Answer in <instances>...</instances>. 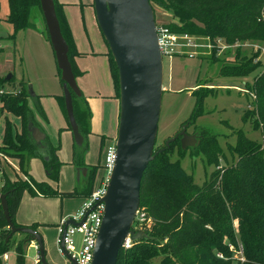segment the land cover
I'll return each mask as SVG.
<instances>
[{"label": "trees", "instance_id": "trees-1", "mask_svg": "<svg viewBox=\"0 0 264 264\" xmlns=\"http://www.w3.org/2000/svg\"><path fill=\"white\" fill-rule=\"evenodd\" d=\"M53 2L76 78L81 72L73 59L82 54L74 47L61 5L56 0ZM149 3L152 8L157 6L171 13L177 20L164 25L170 31L206 37L213 49L216 39L223 40L228 46L250 41L264 43V0H149ZM7 4V22L12 28L10 38L14 39L20 31L36 27L31 17L35 8L40 10L39 0H7ZM45 35L48 39L46 30ZM108 57L119 99L118 73L109 49ZM210 60L212 64L221 62L215 55ZM253 61L251 57L238 60L235 64L221 62L219 75L243 77L262 67L253 83L246 85L245 95L250 101L242 120L250 122L254 129H260L264 134V62L255 64ZM58 73L60 75L59 70ZM12 80L13 76L9 81L0 78V89ZM18 91L17 94L0 95V116L6 111L20 123L19 131L13 134L12 125L6 119L0 145V152L15 159L26 178V181H11L4 169L0 176V192L6 195L9 216L16 228L22 227L16 224L14 216L24 192L45 198L80 197L84 200L91 196L97 171L102 168V163L101 166H91L85 162L89 149L90 112L82 94H72L74 119L84 139L81 146L73 144V164L75 169L86 168V174H80L75 188L64 193L52 189L45 182H36L29 174L30 160L40 159L47 177L54 181L58 180L62 163L47 137L40 145L32 139L30 124L39 126L28 107V100H38L32 97L29 87L22 86ZM214 91L215 88L192 91L196 102L186 121L189 125L194 126L196 120L204 115L203 102ZM57 100L66 116L64 98L57 97ZM37 106L39 108L38 103ZM194 129V146L182 149L178 137L168 148L162 147L164 151L147 165L141 180L138 209L151 222L150 230L146 231L148 237L132 240L129 249L121 250L116 264H264L263 145L247 138L241 130L236 131L235 144H228V151L237 160L230 163L209 129L196 125ZM104 140H101L100 155L103 154ZM176 146L179 159L171 161ZM186 153L192 157L201 156L209 166L214 167L202 185L195 184L192 176L182 169L180 159ZM221 161L225 165L221 166ZM29 228L37 231L38 226L33 224ZM29 240L25 234L11 233L0 205V255L14 250L16 264H24L26 254L23 246L31 242Z\"/></svg>", "mask_w": 264, "mask_h": 264}, {"label": "rangeland", "instance_id": "rangeland-1", "mask_svg": "<svg viewBox=\"0 0 264 264\" xmlns=\"http://www.w3.org/2000/svg\"><path fill=\"white\" fill-rule=\"evenodd\" d=\"M56 1L61 5V13L66 18L74 47L78 53L82 54L74 57L73 60L81 72V75L76 77V82L90 112L87 163L91 166H101V140L105 138L103 146L113 141L117 134L119 119V99L113 83L108 47L96 22L93 20L92 0ZM153 13L157 25H166L177 21L171 13L157 6L153 7ZM7 16V0H0V78H5L10 74L13 76V80L6 82L2 89L13 92L20 90L22 86L25 88L31 86L33 97H36L38 101L35 102L34 98L29 99L28 107L31 109L35 121L43 125L46 137L51 146L56 149L58 160L63 166L58 180L54 181L47 177L42 161L33 158L31 169L34 170V175L42 181L34 180L47 183L59 193L72 191L77 184V178H75V175L77 176V173H75L76 167L73 164L72 157L73 137L69 131L67 115L64 116L60 107L61 103L57 100V97H63L62 83L53 50L45 35L41 11L38 8L33 10L31 21L36 27L18 32L15 41L10 38L12 29L7 22ZM40 24L41 28L44 29L43 37L39 34L37 28ZM177 25L179 24L177 23ZM200 43L207 44L208 42L203 40ZM215 46L214 49L210 50H197L194 54L187 52L185 59H175L171 62V65L168 64L167 59L164 60L162 106L153 152L164 147L166 141L181 132L186 136L183 140L185 148L194 146L195 139L193 140L191 137L194 136L192 133L195 130V125L209 129L210 133L216 136L219 146L230 163L235 162L237 157L229 153L228 144H235V132L238 130H241L247 138L262 144L264 147V134L262 131L254 129L250 122L242 120L243 113L250 101L248 96L245 95L246 85L253 83L262 67L243 77H222L219 75L221 62L235 64L238 63V60L252 57L255 64L259 62L263 64L264 43L250 41L228 46L223 40L216 39ZM212 52L214 53L212 54ZM213 55L221 62L212 64L210 58ZM177 56L180 57V54H177ZM192 87H194L193 90L215 88V91L211 92L204 100L202 105L204 115L196 120L194 126L186 122L196 102V98L192 95ZM6 119L12 125L13 134L19 131V120L4 112L0 116V143ZM65 127L67 130L63 129ZM178 137L181 139L183 135L180 134ZM179 155V149L176 146L170 158L171 161L179 159ZM10 160L14 169L4 166L7 177L11 181L15 179L26 181L24 174L19 170L18 162L13 158H10ZM180 164L182 169L192 176L194 183L197 185H202L207 181L214 170V167L209 166L203 157H192L189 153H186L180 159ZM220 165H225V162L221 161ZM102 174L103 170L99 168L94 181V189L97 188L99 177ZM61 182L62 184L69 182V190H64L61 187ZM46 198L57 199L58 206L61 205L62 200L69 203V205L65 204L62 212L70 211V214H68L70 217L79 211L83 201L80 197ZM60 213L61 211L58 214L60 215ZM134 228H137V226L135 225ZM43 230H47V233L44 234ZM48 230L55 231L56 229L51 225L39 226V229H37L42 237L45 238L48 234V237L56 242L57 232L51 233ZM133 231L134 233L137 232ZM142 234H144V238L148 237L146 232H142ZM35 245V242H29L23 246L27 256L24 264H39ZM8 253V259L1 261L2 264H16L17 255L15 251L10 250ZM59 258L62 263L67 264V259L64 256Z\"/></svg>", "mask_w": 264, "mask_h": 264}, {"label": "water", "instance_id": "water-1", "mask_svg": "<svg viewBox=\"0 0 264 264\" xmlns=\"http://www.w3.org/2000/svg\"><path fill=\"white\" fill-rule=\"evenodd\" d=\"M98 28L108 46L118 73L119 119L116 136V160L103 198L104 212L97 235L91 264H116L125 238H144L142 232L131 231L140 203V186L147 165L156 155L168 148L182 132L165 142V147L153 152L163 94V66L157 45L155 18L149 0H92ZM40 11L48 41L60 71L66 115L74 144L81 146L84 139L73 115L72 94L80 96L76 78L68 59V46L56 16L53 0H39ZM44 32L43 27L41 28ZM12 78L5 77L6 81ZM29 131L37 145L45 139L44 133L30 124ZM191 139H195L192 136ZM86 168H77V182ZM0 205L11 233H22L35 242L38 263L48 264L43 238L29 227L16 228L11 222L6 195L0 192ZM69 225L63 227V234ZM62 234V235H63ZM28 242H26L27 245ZM60 251L71 264L74 260Z\"/></svg>", "mask_w": 264, "mask_h": 264}, {"label": "built area", "instance_id": "built-area-1", "mask_svg": "<svg viewBox=\"0 0 264 264\" xmlns=\"http://www.w3.org/2000/svg\"><path fill=\"white\" fill-rule=\"evenodd\" d=\"M155 32L162 66L165 59H167L169 63V60L177 56V54H187V52L194 54L197 50H210L213 48L208 38L206 39L207 41L205 40L208 42L207 44H201L200 41H203L201 37L189 34H177L170 31L168 27L162 24L157 25L155 23ZM18 92L19 91L12 92L0 89V95L17 94ZM1 107L2 102L0 101V108ZM115 160L116 138L103 148L102 169L104 174L99 180L97 188L93 190L89 198L83 200L79 211L67 220H63L58 228L59 243L60 240H62L64 251L74 260L75 264H91L92 262L93 251L104 212L103 198L106 195V188L115 165ZM10 161L9 157L0 152V176L3 173L5 165L14 169ZM68 220H71L76 225H69L63 234V227ZM135 225L137 228H134ZM150 227V220L138 209L132 223L133 230H135V232H146L150 230ZM131 244L132 240L130 235H128L122 245V250L129 249ZM34 248L38 252L37 245H35ZM60 253L62 254L61 251ZM7 259L8 253L0 255L1 261H6ZM67 264H71L70 261L67 260Z\"/></svg>", "mask_w": 264, "mask_h": 264}, {"label": "crops", "instance_id": "crops-1", "mask_svg": "<svg viewBox=\"0 0 264 264\" xmlns=\"http://www.w3.org/2000/svg\"><path fill=\"white\" fill-rule=\"evenodd\" d=\"M63 1L66 2L65 0H62V2ZM92 9H93V6H92ZM92 15H93V20L96 22L94 9H93V14ZM96 24H97V22H96ZM97 27H98V25H97ZM37 28H38L39 34H41V36L43 37L44 34H43V30L41 29V24L38 25ZM201 38L203 40L207 39L206 37H201ZM13 40L15 41V38ZM186 56H187V54H180V57L175 56V57H173L172 59L169 60L168 64L171 65V62H173L175 59H185ZM194 87H192L191 90H193ZM29 89L32 91L31 86H29ZM31 95H32V97L34 96L33 93ZM118 118H119V116H118ZM36 123H37V121H36ZM37 124L39 126V129L44 133V135L46 137L43 125L40 124V123H37ZM65 128H63V129L67 130V128L66 129ZM116 136H117V134H116ZM73 144H74V140H73ZM88 155L89 154L87 152V154L85 156V162H86L87 165H88V163H87ZM32 163H33V159L30 160V162H29V168H30L29 169V174H30V176L33 179L37 180V181H42L37 176L34 175V172H33L34 170L32 171V169H31ZM62 169H63V166L60 169V173L62 172ZM75 178H77L76 175H75ZM59 187H60V185H59ZM61 187H63L64 190H69V188H70L69 182L66 183V184H62V182H61ZM53 199H55V198H45V197L43 198V197H37V196L36 197H32L27 192L23 193V195L21 197V200H20V203H19V206H18V209H17V211L15 213L14 220H15L17 225H20L22 227H29V226H31L33 224H37V226H38L37 229H39V226H48V225L54 226V228L56 229L55 231L57 232L56 242L53 239L51 240L48 237V234H47V237L46 236H45V238L42 237L43 238V243H44L46 260H47L48 264H64V263H62L61 259L59 258L60 256H62V254L60 253V250H59L58 228H59V226H60V224H61V222L63 220H67L70 217L68 215V214H70V211H66L65 213L62 212V210L65 208V204L69 205V203H67V202H65L63 200L62 201L59 200V201H61V205L58 206L57 205V199H55V200H53ZM60 207H61V210H60ZM60 211H61V213L59 215L58 213ZM42 229H45V228H42ZM55 231H53V230L49 231L48 230V232H51V233L55 232ZM43 232L45 234V233H47V230H43ZM8 257H9V253H8ZM26 258H27V256H26ZM32 262H33V258H32Z\"/></svg>", "mask_w": 264, "mask_h": 264}, {"label": "flooded vegetation", "instance_id": "flooded-vegetation-1", "mask_svg": "<svg viewBox=\"0 0 264 264\" xmlns=\"http://www.w3.org/2000/svg\"><path fill=\"white\" fill-rule=\"evenodd\" d=\"M192 134H194V133H192Z\"/></svg>", "mask_w": 264, "mask_h": 264}]
</instances>
